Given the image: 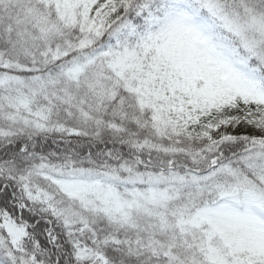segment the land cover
Wrapping results in <instances>:
<instances>
[{"label":"snow or ice","instance_id":"snow-or-ice-1","mask_svg":"<svg viewBox=\"0 0 264 264\" xmlns=\"http://www.w3.org/2000/svg\"><path fill=\"white\" fill-rule=\"evenodd\" d=\"M0 264H264V0H0Z\"/></svg>","mask_w":264,"mask_h":264}]
</instances>
